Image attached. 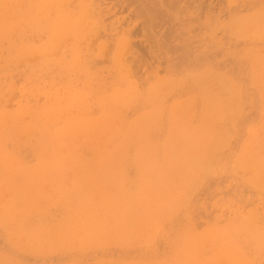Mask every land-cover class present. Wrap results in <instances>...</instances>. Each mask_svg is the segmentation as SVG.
<instances>
[{"label":"rangeland","instance_id":"1","mask_svg":"<svg viewBox=\"0 0 264 264\" xmlns=\"http://www.w3.org/2000/svg\"><path fill=\"white\" fill-rule=\"evenodd\" d=\"M0 128V264H264V0H0Z\"/></svg>","mask_w":264,"mask_h":264},{"label":"bare ground","instance_id":"2","mask_svg":"<svg viewBox=\"0 0 264 264\" xmlns=\"http://www.w3.org/2000/svg\"><path fill=\"white\" fill-rule=\"evenodd\" d=\"M101 87H102V86H101ZM82 96H83V95H82ZM124 96H125V95H124ZM124 98H126V97H124ZM124 98H122V99H124ZM115 99H116V98H115ZM116 100H117V99H116ZM128 100H129V99H128ZM130 100H131V99H130ZM117 101H118V100H117ZM126 102H127V101H126ZM80 103H81V102H80ZM101 106H102V105H101ZM80 107H81V106H80ZM71 108H72V107H71ZM102 108H103V107H102ZM107 109H108V108H107ZM103 116H104V114H103ZM109 116H110V115H109ZM76 117H77V116H76ZM219 117H220V116H219ZM222 118H223V116H222ZM102 119H103V118H102ZM217 119L219 120V118H217ZM217 119H216V120H217ZM220 119H221V118H220ZM95 121H96V119H95ZM220 121H221V120H220ZM75 123H76V122H75ZM87 123H88V122H87ZM87 123H86V124H87ZM131 123H133V121H132ZM83 124H84V123H83ZM115 124H116V123H115ZM117 124H118V122H117ZM112 126H113V125H112ZM121 126H122V125H121ZM129 126H130V125H129ZM133 126H134V125H133ZM64 127H65V126H64ZM94 127H95V126H94ZM115 127H116V126L112 127L111 130H113V128H115ZM91 128H92V127H91ZM91 128H90V129H91ZM98 128H99V127H98ZM98 128H97V129H98ZM103 128H104V127H103ZM116 128H117V127H116ZM0 130H2V129L0 128ZM117 130H118V129H117ZM127 130H128V129H127ZM129 130H130V129H129ZM218 130H219V129H218ZM113 131H115V130H113ZM118 131H120V130H118ZM216 131H217V130H216ZM219 131H220V130H219ZM91 133H92V132H91ZM107 133H109V135H111V134H110L111 132H107ZM114 133H115V132H114ZM114 133H112V134H114ZM133 133H134V132H133ZM211 133H212V132H211ZM217 133H218V132H217ZM212 134H213V133H212ZM95 135H97V134H95ZM134 135H135V133H134ZM216 136H217V134H216ZM95 137H96V136H95ZM103 137L106 138L105 136H103ZM126 137H127V136H126ZM214 137H215V136H214ZM90 138H91V137H90ZM107 138H108V137H107ZM131 138H132V137H131ZM215 138H216V137H215ZM81 139H82V138H81ZM83 139H85V138H83ZM137 139H139V138H137ZM103 140H104V139H103ZM107 140L110 141V137H109V139H107ZM117 140H118V139H117ZM132 140H133V138H132ZM213 140H214V139H213ZM48 141H50V140H48ZM209 141H210V138H209ZM211 141H212V140H211ZM105 142H107V141L105 140ZM117 142H118V141H117ZM121 142H122V141H121ZM131 142H132V141H131ZM131 142H130V143H131ZM77 143H78V142H77ZM105 144H106V143H105ZM114 144H115V143H114ZM134 144H136V143H134ZM132 145H133V144H132ZM104 147H105V146H104ZM74 148H76V147H74ZM209 148H210V147H209ZM107 149H108V148H107ZM128 149H129V147L127 148V150H128ZM74 150H75V149H74ZM125 150H126V149H125ZM127 150H126V151H127ZM135 151H137V150H135ZM107 152H108V151H107ZM207 152H209V150H208ZM69 153H71V152L69 151ZM76 153H77V152H76ZM125 153H126V152H125ZM200 153L202 154V151H201ZM200 153H199V154H200ZM203 153H204V152H203ZM143 155H144V154H143ZM205 155H207V154L204 153V156H205ZM68 156H69V154H68ZM77 156H78V155H77ZM212 156H213V155H212ZM72 157H75V156H72ZM143 157H144V156H143ZM202 157H203V155H202ZM213 157H214V156H213ZM77 158L79 159V157H77ZM119 158H120V157H119ZM195 158H196L195 160L197 161V156H196ZM198 158H199V157H198ZM204 158H205V157H204ZM211 158H212V157H211ZM72 159H73V158H72ZM74 159H75V162H76V157H75ZM138 159H139V158H138ZM209 159H210V158H209ZM41 160H42V159H41ZM79 160L82 161L81 159H79ZM192 160H193V159H192ZM198 160H199V159H198ZM200 160H201V159H200ZM202 160H203V158H202ZM72 161H73V160H72ZM77 161H78V160H77ZM242 161H243V160H242ZM65 162H66V161H65ZM194 162H195V161H194ZM201 162H202V161H201ZM243 162H244V161H243ZM76 163H77V162H76ZM78 163H79V162H78ZM82 163H83V162H82ZM193 164H195V163H193ZM198 164H199V161H198V163H196L195 165H198ZM44 165H45V163H44ZM44 165H43V166H44ZM63 165H64V164H63ZM73 165H74V164H73ZM82 165L84 166V163H83ZM199 165H201V164H199ZM199 165H198L197 169L195 168L196 170L194 169L193 171H196V172H197L198 169H199ZM203 165H204V164H203ZM79 166H80V165H79ZM83 166H82V167H83ZM193 166H194V165H193ZM205 166H206V163H205ZM205 166H204V168L206 169ZM57 167H59V166H57ZM72 167H73V166H72ZM72 167H71V168H72ZM75 167H77V166H75ZM75 167H74V168H75ZM195 167H196V166H195ZM202 167H203V166H201L200 168L202 169ZM41 168H42V167H41ZM108 168H109V166H108ZM108 168H107V170H108ZM192 168H194V167L191 166V168H189V169L191 170ZM44 169H46V168H44ZM190 170H189V172H192V171H190ZM199 170H200V169H199ZM203 170H204V169H202V171H203ZM16 171H17V170H16ZM26 171H27V170H26ZM107 172H108V171H107ZM189 172H187V173H189ZM196 172H195L194 175H196ZM192 173H193V172H192ZM192 173H189V174H192ZM197 173H198V172H197ZM202 173H203V172H202ZM14 174H15V173H14ZM175 174H177V173H175ZM194 175H193V176H194ZM199 175H200V174H199ZM27 176H28V175H27ZM108 176H109V175H108ZM108 176H107V177H108ZM177 176H178V175H177ZM188 176L190 177V175H188ZM81 177H82V176H81ZM174 177H175V176H174ZM198 177H199V176H198ZM118 178H119V177H118ZM175 178H176V181H177V180H178L177 177H175ZM193 178H194V177H193ZM107 179H108V178H107ZM171 179H172V178H171ZM173 179H174V178H173ZM196 179H199V178H196ZM179 180H182V179L180 178ZM184 180H185V179H184ZM169 181H170V180H168V182H169ZM176 181L174 182L175 185H176ZM182 181H183V180H182ZM191 181H192V180H191ZM106 182H107V181H106ZM170 182H171V181H170ZM170 182H169V183H170ZM172 182H173V181H172ZM77 183H78V182H77ZM174 183H172V184H174ZM181 183H183V182H181ZM73 184H74V183H73ZM105 184H106V183H104V185H105ZM172 184L170 183L171 187H173ZM179 184H180V183H179ZM167 185H168V184H167ZM170 185H169V186H170ZM177 185H178V184H177ZM177 185H176L177 190L174 189V188H176L175 186H174L173 189H174L175 191H177V192H178V190H179V191L181 190V193L183 194L184 191H183L182 189H180V188H181L180 185H178V186H179V189H178V186H177ZM120 186H121V184H120ZM182 186H183V185H182ZM185 186H186V184H185ZM185 186H184V187H185ZM190 186H191V185H190ZM72 187H73V186H72ZM104 187H105V186H104ZM166 187H167V186H166ZM163 188H165V187H164V186L161 187V189H163ZM182 188H183V187H182ZM169 189H171V188L169 187ZM173 189H172V190H173ZM159 190H160V189H159ZM159 190H158V191H159ZM164 190H165V189H164ZM154 193H156V192H154ZM161 193H162V191H161ZM166 193H167V192H166ZM166 193H165V195H166ZM103 194H104V193H103ZM112 194H113V193H112ZM157 194H158V193H156V196H158ZM167 194H168V193H167ZM174 194H175V192H174ZM177 194H178V193H177ZM170 195H171V194H170ZM167 196H168V195H167ZM174 196H175V195H174ZM111 197H114V196L111 195ZM118 197H119V196H118ZM148 197H149V195H148ZM177 197H178V196H177ZM146 198H147V197H146ZM151 198H152V197H151ZM159 198H160V197H159ZM175 198H176V197H175ZM160 199H163V198H160ZM166 199H167V197H166ZM169 199L172 200L173 198L171 197V198H169ZM120 200H121V199H120ZM163 200H164V199H163ZM167 200H168V199H167ZM170 200H169V201H170ZM141 201H142V200H141ZM145 201H146V200H145ZM167 202H168V201H167ZM142 203H143V202H142ZM146 203H147V202H146ZM149 203H150V202H149ZM163 203H164V202H163ZM171 203H172V201H171ZM144 204H145V203H144ZM167 204H168V203H167ZM120 205H121V204H120ZM141 205H142V204H141ZM152 205H153V204H152ZM104 208H105V207H104ZM162 208H163V207H162ZM170 208H171V207H170ZM159 209H160V207H159ZM164 209H165V208H164ZM166 210H167V208H166ZM160 211H161V209H160ZM163 211H164V210H163ZM168 211H169V210H168ZM158 213H159V212H158ZM163 213H164V212H163ZM155 220H157V219H155Z\"/></svg>","mask_w":264,"mask_h":264}]
</instances>
